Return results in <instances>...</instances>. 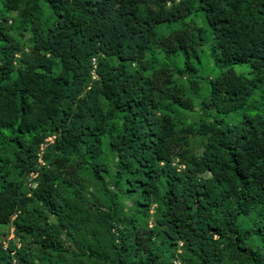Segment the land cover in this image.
I'll return each instance as SVG.
<instances>
[{
	"label": "trees",
	"instance_id": "1",
	"mask_svg": "<svg viewBox=\"0 0 264 264\" xmlns=\"http://www.w3.org/2000/svg\"><path fill=\"white\" fill-rule=\"evenodd\" d=\"M42 1L52 13L45 29L33 7L22 14L32 41L23 67L14 66L21 46L0 22V150L5 144L12 147L15 167L29 173L35 170L34 148L47 135L58 134L55 144L67 148L84 144L91 154L93 139L107 135L118 159L116 177L129 191H139L140 206L148 207L158 196L161 178L168 182L157 225L176 233L178 240L195 237L203 245L213 241L212 233L227 237L255 261L248 234L233 226V218L221 225L214 214L225 203L235 216L251 206L264 208V108L247 109L258 83L264 82V0ZM0 2L6 11H15L20 0ZM193 14L202 18V28L186 23ZM163 23L179 25L161 41L164 56L181 53L192 75L197 71L190 62L197 58L194 44L201 45L194 34L202 36L217 69L202 107L222 116L241 111L240 121L223 125L214 118L177 131L172 117L161 112L162 98L184 101L177 86L165 83V67L148 71L154 59L147 54L159 43L156 29ZM92 58L97 82L88 86ZM237 66L249 68L252 77L237 74ZM117 117L118 130L112 123ZM189 134L201 138L200 155L186 148ZM173 157L185 165L183 171L171 165ZM93 171L108 168L96 162ZM204 173L210 176L200 177ZM8 174L0 157V226L11 224L20 234L37 231L42 248L64 251L56 233L25 209L21 183ZM31 193L61 220L60 191L52 175L42 172ZM125 240L120 236L121 244ZM12 249L0 246V264H13Z\"/></svg>",
	"mask_w": 264,
	"mask_h": 264
},
{
	"label": "rangeland",
	"instance_id": "2",
	"mask_svg": "<svg viewBox=\"0 0 264 264\" xmlns=\"http://www.w3.org/2000/svg\"><path fill=\"white\" fill-rule=\"evenodd\" d=\"M32 7L36 10L41 27L45 29L52 13L42 0H20L15 11H6L0 2V22L21 46L16 54L15 67L24 66L21 60L29 56L32 46L31 31L22 18L23 12ZM186 23L190 27H203V20L198 14H193ZM178 29L177 23L159 25L156 37L160 41H156L147 54V57L154 59L148 71L159 73L160 67H165V83L168 87L177 86L184 98L182 104L160 99L161 112L172 117L177 131L197 126L201 122H211L214 118L220 119L223 125L240 121L241 111L222 116L202 107V101L208 95V82L217 74V69L209 51L202 45L201 35L194 34V41L201 45L194 44L197 58L190 59L197 70L195 74L186 71L181 53L164 56L162 39L171 38ZM235 70L245 78L252 77L251 71L245 66H237ZM96 80L97 76L90 73L87 85L96 84ZM258 87L247 106L253 112L264 108V82L258 83ZM112 123L117 130L121 127L119 117ZM58 136L47 135L34 148L35 170L29 173H22L15 167L12 147L5 144L0 150V157L9 171V179L21 183L25 209L32 212L41 225L49 226L63 242L65 249L62 252L44 249L39 244L43 237L37 231L20 234L15 232L11 224L3 225L0 226V246L8 249L14 247L10 252L13 264H172V261L181 264H254L256 261L257 264H264L263 207L251 206L235 216L232 205L225 203L214 214V219L221 225L226 219L233 218V226L248 234L250 248L257 251L255 261L239 253L227 237L220 238L215 233H212L213 241L204 245L195 237L190 238V241L178 240L176 233L155 223L163 211L160 200L168 187L164 178L158 182V196L148 207H142L138 203L141 198L139 191H129L124 179L116 177L118 159L109 146L107 135L93 139L96 147L94 154L84 144L76 148L55 144ZM186 141L189 152L201 154L202 140L199 136L189 134ZM96 162L106 166L108 172L95 173L93 164ZM171 165L179 172L185 166L177 157L172 158ZM42 172L52 175L59 188L61 220L32 196L31 191L36 187ZM209 176L208 173L200 175L202 178ZM111 209L114 213L110 218ZM17 215H20V211L16 212ZM203 225L204 220H201L200 226ZM258 227L262 228L258 230ZM120 236L126 237L122 244ZM137 247L144 250L137 251ZM203 249L208 251L206 256Z\"/></svg>",
	"mask_w": 264,
	"mask_h": 264
},
{
	"label": "built area",
	"instance_id": "3",
	"mask_svg": "<svg viewBox=\"0 0 264 264\" xmlns=\"http://www.w3.org/2000/svg\"><path fill=\"white\" fill-rule=\"evenodd\" d=\"M91 67H92V69H91V74L93 75V76H95L96 77V74H95V67H96V60H95V58H92L91 59ZM172 264H181L179 261H172Z\"/></svg>",
	"mask_w": 264,
	"mask_h": 264
}]
</instances>
